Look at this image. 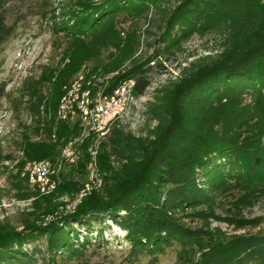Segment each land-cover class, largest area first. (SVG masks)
Masks as SVG:
<instances>
[{
	"label": "trees",
	"instance_id": "obj_1",
	"mask_svg": "<svg viewBox=\"0 0 264 264\" xmlns=\"http://www.w3.org/2000/svg\"><path fill=\"white\" fill-rule=\"evenodd\" d=\"M11 1L0 0V46L13 31L5 16ZM164 1L176 4L164 8ZM74 8L71 19L58 27L71 38L72 49L66 52L69 63L52 83V98L43 96L40 87L50 83L54 70L24 88L27 110L37 118L32 131L44 136L34 141L23 132L21 149L29 160L56 158L61 143L78 135L76 127L57 117V103L81 65L98 58L101 48L114 40L119 16L149 18L165 52L178 50L184 37L202 31L223 36L225 50L159 100L162 118L153 139L124 134L112 125L97 154L103 187L88 191L74 212L43 219L58 210L54 198L72 197L82 188L79 180L61 178L51 195L34 203L33 220H26L20 230L1 225L0 264H35L46 255L48 264H54L58 254H79L92 240L100 243L107 220L125 231L134 257L177 245L182 264H264V233L215 239L209 230L183 221L214 217L210 206L232 182L245 190L237 204L264 200V0H76ZM131 38L128 49L136 44L135 33ZM117 64L111 61L101 68L111 73ZM127 79L136 82L134 96L145 95L149 82L141 65L113 75L103 91ZM5 95L3 82L0 99ZM87 138L85 144H92V136ZM112 155L124 160L118 170L110 162ZM84 170L80 163L77 172L83 175ZM224 221L236 223L232 218ZM257 224L258 219H245L238 225ZM35 241L39 244L24 250Z\"/></svg>",
	"mask_w": 264,
	"mask_h": 264
},
{
	"label": "rangeland",
	"instance_id": "obj_2",
	"mask_svg": "<svg viewBox=\"0 0 264 264\" xmlns=\"http://www.w3.org/2000/svg\"><path fill=\"white\" fill-rule=\"evenodd\" d=\"M75 1L12 0L5 7L6 22L13 27V31L0 46V83L6 84V95L0 99V226L10 225L20 230L26 220H33L31 213L35 210L34 203L42 197L51 195L61 178L79 180L82 188L72 197L67 195L58 197L59 192H56L54 196L57 197L53 199L52 204L60 205L54 215L49 214L43 217L46 221L55 217L61 210L73 205L84 192L91 189L90 192L98 191L103 187V178H100V187L93 188V185H89L91 182L89 148L92 144L91 142L85 144L88 138L83 139L81 144L77 142L78 154L75 159L77 161L74 164H64L60 180L52 178V181L56 180L54 189L51 187L52 184L48 185L49 189L47 185L36 187L35 182H39V177L31 180L26 171L27 164L36 161L46 160L51 166L57 164L66 144L77 140L78 137L81 139L84 134V128L78 121H64L70 127H76L78 135L63 141L54 159L29 160L26 159L21 149L24 131L28 132L34 141L44 138L43 135L37 137L32 131L37 118L27 110L26 96L23 97L24 88L54 70L50 83L45 82L40 87L43 96L52 98L53 84L58 73L69 63L66 52L72 49L69 48L72 44L71 38L60 32L58 27L62 20L71 19L69 11L75 9ZM164 2L161 6L169 9L176 4L174 1ZM148 20L149 18L147 20L137 19L130 14L119 16L114 40L105 48H101L98 58L85 61L81 65L69 84L63 87V93L74 81H80L92 93L106 89L110 86L113 75L136 66H143L149 87L144 96H134L128 112L114 122L113 126L123 131L124 134L136 138L153 139L159 127V120L162 118L161 108H157L161 106L159 100L167 98L173 92L174 86L186 78L191 71L199 65L211 62L225 48L223 36L202 31L184 37L180 41L178 50L171 51V53L165 52L164 44L158 42L160 32ZM134 33L136 44L134 43L132 49H128ZM111 61L119 62L116 71L103 72L101 67L110 64ZM94 85L100 87L93 89ZM245 102L249 103V99L246 98ZM58 103L60 104V101ZM153 110L158 113H153ZM110 132L103 141V145L108 140ZM101 149L99 148V152ZM121 159L116 155L110 158L111 164L117 170L121 163H124ZM80 163L85 167L83 175L77 172ZM71 170L74 171L70 174ZM233 185L234 182L228 190L218 195L210 206L209 211L214 214V217L207 220L184 218V223L192 228L207 229L215 239L222 240L246 234L264 233V200L250 198L244 203L237 204V200L245 190ZM45 204V202L41 203V206L45 207ZM204 208L206 207H200V209ZM224 218H232L236 223L229 224L224 221ZM245 219H258V224L238 225L241 224V220ZM103 229V241L96 243L97 240H92L91 244L86 245L79 254L73 256L58 254L54 264H182L177 245L154 253L144 252L134 257L130 253L131 243L120 226L107 220ZM33 244H39V241L25 244L24 250L30 251ZM48 258L47 255L46 260L39 258L35 264H48Z\"/></svg>",
	"mask_w": 264,
	"mask_h": 264
},
{
	"label": "bare ground",
	"instance_id": "obj_3",
	"mask_svg": "<svg viewBox=\"0 0 264 264\" xmlns=\"http://www.w3.org/2000/svg\"><path fill=\"white\" fill-rule=\"evenodd\" d=\"M129 85L128 91L126 94H124V98L121 102V104L115 108L113 111H110L107 116H105V119L102 121V123H95L90 127V125H85V118H82V115H84L85 111L88 109H95V106H100V98L105 97V92L103 90H98L95 92H91L89 89L85 88L84 85L80 81H74L69 87L65 89V93L60 98V104L57 111V116L59 119L63 121H70V119H76L84 128V134L81 139H77L73 142H69L66 144L62 151L61 159H59V162L55 164L54 166H51L49 161L43 160L40 162H32L28 163L26 166V171L28 172L30 179L34 180L37 179L36 177H39L40 170L43 168L50 169V175L51 179L56 178V180H60V175L62 168L65 163L68 164V153L73 150V155L76 156L78 154V144L77 142H82L83 139L92 136V145L89 148V154H90V177L91 173H93L94 170V176H95V182L91 180V185H93V188L100 187L101 181L100 178L101 174L98 170V164H97V154L99 151L100 141L101 139H105L108 135L110 128L114 124V122L118 121L120 118H122L130 108V105L134 101V89L136 82L134 79H127L125 81H122L118 86H127ZM69 91L70 92H77L75 97H71L69 100V105L67 108L63 109L62 104L65 101L66 97H69ZM71 122V121H70ZM81 144V143H80ZM26 172V173H27ZM27 177V176H26ZM28 178V177H27ZM56 180H53V184L51 187L54 189V186L56 185ZM50 187V188H51ZM49 189V188H48ZM92 190V189H91ZM87 194V192H84L81 194L80 198H77V200L74 202V204L83 197V195ZM70 207H73L71 205ZM70 207H67L69 209Z\"/></svg>",
	"mask_w": 264,
	"mask_h": 264
},
{
	"label": "built area",
	"instance_id": "obj_4",
	"mask_svg": "<svg viewBox=\"0 0 264 264\" xmlns=\"http://www.w3.org/2000/svg\"><path fill=\"white\" fill-rule=\"evenodd\" d=\"M128 88L129 85H117L111 91H105V97L100 98V106H95V109L87 108V111H85L84 115H82V118H85V125H90V127H92V125L95 123H102V121L105 119V116H107L110 111H113L121 104L124 98V94L127 93ZM76 94L77 92L69 91V97H66L65 101L62 104L63 109L67 108L70 98L75 97ZM76 119L77 118L70 119V121H76ZM105 139H101V143ZM76 161L77 160H75V155H73V150H71V152L68 153V164H74ZM91 180L95 182L94 170L93 173H91ZM50 184H53V181L51 179L50 169H47L46 167L40 170L39 182H35V186L38 187L39 185H47L48 188V185Z\"/></svg>",
	"mask_w": 264,
	"mask_h": 264
},
{
	"label": "water",
	"instance_id": "obj_5",
	"mask_svg": "<svg viewBox=\"0 0 264 264\" xmlns=\"http://www.w3.org/2000/svg\"><path fill=\"white\" fill-rule=\"evenodd\" d=\"M81 200H82V198L80 199V201H78L75 204H73V207H70L69 209H63V210H61L60 214H68V213L74 212L76 206L81 202Z\"/></svg>",
	"mask_w": 264,
	"mask_h": 264
}]
</instances>
